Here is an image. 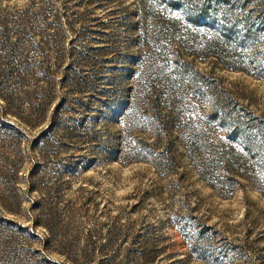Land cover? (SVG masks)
<instances>
[{"label":"rangeland","instance_id":"1","mask_svg":"<svg viewBox=\"0 0 264 264\" xmlns=\"http://www.w3.org/2000/svg\"><path fill=\"white\" fill-rule=\"evenodd\" d=\"M0 264H264V0H0Z\"/></svg>","mask_w":264,"mask_h":264}]
</instances>
